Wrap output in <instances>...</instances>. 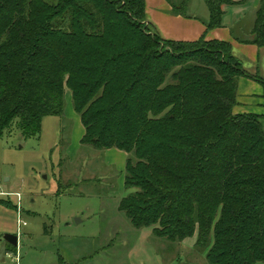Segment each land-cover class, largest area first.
<instances>
[{
	"label": "trees",
	"instance_id": "obj_1",
	"mask_svg": "<svg viewBox=\"0 0 264 264\" xmlns=\"http://www.w3.org/2000/svg\"><path fill=\"white\" fill-rule=\"evenodd\" d=\"M204 3L208 31L236 2ZM251 36L264 46V0ZM241 77L264 99L229 42L163 39L144 0H0V138L39 135L68 89L80 143L129 155L118 209L171 243L196 234L208 264H264V114L233 111Z\"/></svg>",
	"mask_w": 264,
	"mask_h": 264
},
{
	"label": "rangeland",
	"instance_id": "obj_2",
	"mask_svg": "<svg viewBox=\"0 0 264 264\" xmlns=\"http://www.w3.org/2000/svg\"><path fill=\"white\" fill-rule=\"evenodd\" d=\"M189 7L185 12L197 15L207 10L204 0H189ZM76 117L65 89L64 114L45 116L39 135L23 138L14 121L0 138V189L21 194L26 222L18 262L0 248V264H208L193 248L194 236L171 243L130 223L118 205L133 189L121 185L123 174L116 162L106 164L105 150L80 143ZM0 198L10 203L0 207L1 241L16 234L17 199Z\"/></svg>",
	"mask_w": 264,
	"mask_h": 264
},
{
	"label": "crops",
	"instance_id": "obj_3",
	"mask_svg": "<svg viewBox=\"0 0 264 264\" xmlns=\"http://www.w3.org/2000/svg\"><path fill=\"white\" fill-rule=\"evenodd\" d=\"M233 1L236 3L222 5L221 27L208 31H206L205 27L209 15L208 9L206 12L198 15L195 13H187L185 10L190 8L189 0H178L180 5L177 6V9L173 7V0H144L146 22L151 24L163 39L193 41L204 35L207 40L217 39L227 41L231 44L234 56L241 63L243 62L242 67L251 75L257 76L261 72L262 77L260 75L258 77L264 79V46L258 47L248 43L252 39L251 30L260 0ZM249 2L251 3L249 9H244V4ZM262 95L263 86L259 82L250 78H239L236 92L237 104L233 111L236 113L252 112L264 114V99ZM75 115L77 114L75 113ZM77 117L75 118V123L78 127V124L81 122L78 115ZM83 133L84 128L82 126V132L79 138L80 136L82 137ZM104 156L106 164L110 166L116 162L117 168L124 175L126 161L124 151L110 148L105 150ZM123 175L120 178L121 185H123ZM2 205L0 203V207H4ZM3 230H7L6 227ZM193 236L195 242L196 234ZM8 247L9 243L1 238L0 248L4 256L12 255V252L8 251Z\"/></svg>",
	"mask_w": 264,
	"mask_h": 264
},
{
	"label": "built area",
	"instance_id": "obj_4",
	"mask_svg": "<svg viewBox=\"0 0 264 264\" xmlns=\"http://www.w3.org/2000/svg\"><path fill=\"white\" fill-rule=\"evenodd\" d=\"M0 196H14L17 199V205H16V213H17V231H16V235L19 238V236L21 235V231H22V227L26 225V222L22 220L21 218V208H20V200H21V194L19 192H6V191H2L0 190ZM17 245H18V241H17ZM17 249V246H16ZM15 260H18L17 254L15 256Z\"/></svg>",
	"mask_w": 264,
	"mask_h": 264
},
{
	"label": "water",
	"instance_id": "obj_5",
	"mask_svg": "<svg viewBox=\"0 0 264 264\" xmlns=\"http://www.w3.org/2000/svg\"><path fill=\"white\" fill-rule=\"evenodd\" d=\"M2 239L15 247L17 246L18 237L16 234L6 233L3 235Z\"/></svg>",
	"mask_w": 264,
	"mask_h": 264
}]
</instances>
